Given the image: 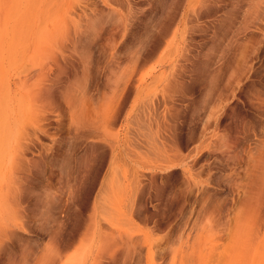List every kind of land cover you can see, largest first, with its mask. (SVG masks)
Listing matches in <instances>:
<instances>
[{
  "label": "rangeland",
  "instance_id": "1",
  "mask_svg": "<svg viewBox=\"0 0 264 264\" xmlns=\"http://www.w3.org/2000/svg\"><path fill=\"white\" fill-rule=\"evenodd\" d=\"M178 238L264 264V0H0V264Z\"/></svg>",
  "mask_w": 264,
  "mask_h": 264
},
{
  "label": "bare ground",
  "instance_id": "2",
  "mask_svg": "<svg viewBox=\"0 0 264 264\" xmlns=\"http://www.w3.org/2000/svg\"><path fill=\"white\" fill-rule=\"evenodd\" d=\"M240 217V222H244V212H243V210L241 209V212H239V214H238ZM108 229V228H107ZM109 230V229H108ZM180 231V230H179ZM182 231V230H181ZM183 232V231H182ZM108 233L110 234V232L108 231V232H106L105 233V239H110L109 238V236H111V234L110 235H108ZM178 235V234H177ZM133 236V235H132ZM130 237V236H129ZM179 237V236H178ZM137 239V238H136ZM179 240L178 241H180L179 243H180V245L178 246V249L177 250H174L173 248V250H171V252L170 253H172L173 254V256H172V259H171V264H189V261H190V258L192 257V255L195 253V251H196V246L195 247H193L192 246V248H190L189 246H188V242H183V243H181L182 242V239L180 240V238H178ZM139 240V239H138ZM173 240V239H172ZM175 240V239H174ZM177 240V239H176ZM133 241V240H132ZM135 241V240H134ZM150 241V240H149ZM178 241L176 242V243H178ZM224 241V240H223ZM226 241V240H225ZM136 242V241H135ZM143 242V241H142ZM147 242V241H146ZM167 242V241H166ZM165 242V243H166ZM212 242V241H211ZM210 242V243H211ZM128 243H129V241H128ZM137 243V242H136ZM140 243V242H139ZM138 243V244H139ZM145 243V242H144ZM148 243V245L147 246H150L151 244H150V242H147ZM155 243V242H154ZM164 243V242H163ZM171 243H173L172 241H171ZM170 244V243H169ZM209 244V243H208ZM134 245V244H133ZM152 245H154V244H152ZM163 245V244H162ZM168 245V244H167ZM171 245V244H170ZM178 244H175V247L177 246ZM207 245V244H206ZM211 245H213V244H211ZM217 245V244H216ZM215 245V246H216ZM164 246V245H163ZM169 246V245H168ZM173 246V245H172ZM215 246H213L214 248H215ZM219 246V249L218 250H213V247H211L210 246V248L209 249H206V250H204L205 249V247H204V249L202 248L201 249V255H203L204 256V258H205V261H206V263H208V264H217L216 263V261L218 260V262L220 261L222 264H224V259H225V257L227 256V252H226V245H224V244H222V245H218ZM140 247V246H139ZM141 247H143V246H141ZM158 247V246H157ZM156 247V248H157ZM162 247V246H161ZM164 247H166V246H164ZM188 248L187 250H184V248ZM201 247H202V245H201ZM131 248V247H130ZM137 248V247H136ZM135 248V249H136ZM145 248V247H144ZM148 248V247H147ZM171 248V247H170ZM185 248V249H186ZM163 248H161V249H159V250H162ZM167 249H169V248H167ZM133 251H134V249H132ZM131 250V251H132ZM136 250H138V249H136ZM147 251V250H146ZM149 251V250H148ZM147 251V252H148ZM165 251V250H164ZM49 252H50V250H49ZM162 252V251H161ZM134 253H135V251H134ZM149 254H148V260H147V263L146 264H157L158 263V261L156 262L155 260L157 259H155V257H156V255L159 257V254H158V252L156 253V252H153L152 251V249H151V251H149L148 252ZM165 254V253H164ZM132 255V254H131ZM169 255V254H168ZM133 256V255H132ZM131 256V257H132ZM163 256V258H164V255H162ZM162 256H161V259H162ZM167 257V256H166ZM135 258V257H134ZM137 259V258H136ZM161 259H160V261H161ZM167 259V258H166ZM158 260V259H157ZM165 260V259H164ZM165 261H167V260H165ZM164 261V263L163 264H165L166 262ZM140 262V261H139ZM191 262V261H190ZM127 264V263H126ZM133 264V263H132ZM160 264V263H159ZM167 264H169V262L167 263ZM191 264V263H190ZM219 264V263H218Z\"/></svg>",
  "mask_w": 264,
  "mask_h": 264
}]
</instances>
